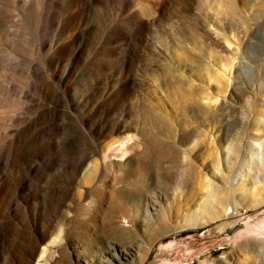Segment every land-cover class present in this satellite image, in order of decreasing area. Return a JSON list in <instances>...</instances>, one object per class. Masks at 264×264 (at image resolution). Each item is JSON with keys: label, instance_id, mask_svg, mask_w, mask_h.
Segmentation results:
<instances>
[{"label": "bare ground", "instance_id": "1", "mask_svg": "<svg viewBox=\"0 0 264 264\" xmlns=\"http://www.w3.org/2000/svg\"><path fill=\"white\" fill-rule=\"evenodd\" d=\"M51 1L23 0L18 1L16 6L24 17L30 22H35L38 18L46 15L50 6L48 2L51 3ZM78 1L84 5V8L78 10L72 19L70 26L74 30L67 39L62 37V19L59 13L55 12L50 19L51 30L46 35L37 30L34 39L26 43L16 42L17 45L23 47L27 56L22 62L21 60L17 61L19 65H16L12 72H23L26 75V80L22 83V87L17 86L13 82L9 85L5 81V87L9 85L5 88V93L11 96L19 92L21 100L17 103L15 102L14 106L12 105L10 112L11 130L5 140V149L0 154V193L7 187H15L17 194H24L30 191L32 189L31 178L33 174L42 172L40 164L35 160L47 159L48 153L55 149L52 141L45 150H37V157H33L34 160L25 168L18 179V184H15L8 176V169L15 165L16 162L19 164L26 163V154L32 151L28 145L29 142L30 144H35L47 138L53 140L55 134L64 131L67 135L68 144L67 152L65 153L69 155H66V165L71 171L70 179L73 184L86 164V159L80 160L75 157L79 140L81 138L84 139L88 145L98 150L102 148V143L94 136V128L88 131L86 119L78 116V102L65 86L67 78L73 77L81 68H89L91 64L97 40V11L95 5L96 3L102 5L101 1L104 0ZM151 1H153L152 5H148V3L144 5L145 3H141L142 0H139V2L137 0H125L124 2L127 14L126 29L122 32L125 41L123 66L127 75L120 91L116 90L112 95L114 102H112L110 107L108 124L104 130L105 138L109 139L104 146L106 152L102 153L104 160L109 158L108 153L111 152H120L123 156H126L128 152L140 151L141 148L145 149L146 143L142 139V135L145 133L140 129L147 123L157 124L163 128H172L175 123L179 127H190V129L184 131L185 133L180 139H175L176 142H181V145H188L184 148L181 147L182 150L177 156L178 159L174 160L175 162L178 161L177 165L179 168L177 169L180 177L178 176L179 179L177 181L179 180V183H176L174 187L169 186L170 190L178 192L184 187V185H181L185 184L187 189L186 187L184 189L187 193L184 201L176 203L173 201L169 207L173 203L172 207L177 210L186 207L185 211L182 212V217L184 216L188 226L193 227L210 224L214 221L222 222L219 227L220 225L221 227L222 225L233 226L245 218L244 216L246 215L239 210H236V213L233 211L232 214L234 213V215L232 216L228 215L227 210L233 199H235L231 190L232 183L243 175V163L248 164L249 167L255 170H252L254 176L253 174L248 175L249 177L253 176V178H248V180L245 178V181L252 185V192L246 195L244 199L246 201L245 208L252 207L261 213L257 215L255 224H251L248 220L246 230L240 232L237 236L247 239L245 243L248 241V244L243 247L246 253L253 254L259 262H263L264 186L258 187L256 184L261 179L260 171L264 170V138H258L260 143L256 144L255 142L258 146L256 148L254 145H249L250 154L248 157H250V160L247 161V156L243 151L247 132L251 128L256 132L260 131L264 123V110L259 109L258 100L256 99L258 87L264 80L261 75L264 66V14L260 15V17L258 16L259 18H256V16L250 18L248 16L250 8L252 11V8L261 4L254 6V0ZM262 1L260 2L263 3ZM262 6L261 8L263 9L264 6ZM4 13H6L5 8H0V24L5 21ZM226 15L231 17L230 26L236 34L235 36L233 35L234 37H230L231 35L224 37L223 41L230 46L231 43L236 42L235 45L238 48L235 52H231L233 59L231 64H229L230 67L226 68L221 55L219 54L220 57L214 56L215 49H212L209 44L206 46L209 34L204 35L203 33L199 39H196V36L194 39L201 51L205 48H202L203 45L201 46V44L205 43L207 47L206 54H208L209 59L213 58L214 61L213 66L207 65L210 68L205 71L204 68H207V66L203 65L204 58L196 54L198 47H194L193 52L181 51L186 46L187 32L191 28L204 29L205 31L207 27L213 24L214 16L222 24ZM156 29H162L164 36H158V31H154ZM152 34H155L156 38ZM150 35L154 40L147 47L145 42ZM25 36L29 37V35ZM36 42L41 44L40 54L37 57L35 53ZM105 44L109 45L107 34L105 35ZM190 44L192 43L190 42ZM213 44L215 43L213 42ZM144 47L148 50L147 53L143 51ZM213 48L216 47L213 45ZM111 52L112 50H110ZM240 54L245 56L248 61L246 64L243 63L244 66H241V63L239 65L235 64ZM9 57L13 59L14 53L9 55ZM144 57L147 59L146 63H142L144 62ZM83 62L85 66L82 65ZM47 64L51 68V73L47 70ZM9 66L11 67V63H9ZM233 68L235 69L234 78H231L230 75L233 73ZM252 68L257 71V74H250L252 75L250 76L248 73ZM203 69L205 73H203ZM159 70L161 71L160 73ZM204 74L208 75V77L206 78ZM217 75L219 76L215 79ZM218 78L220 81H217ZM195 80H206L209 83L218 82V93L213 97L215 99L214 103L218 101L219 97H225L226 93L231 90V99L238 106L237 119L233 124L239 129V132L233 135L232 139L227 134L217 143L213 135L207 131L208 127L212 128L213 125L220 122L227 124L228 127H226L229 130L232 125L227 123L228 114L225 113L226 108L223 106L219 110L213 111L216 113L214 115H212V111H205L206 109L201 104L207 97V90L206 92L205 89L203 91L195 90ZM148 81H151L154 85L152 90L154 95L158 93L163 98V92L170 90L178 98L175 102L177 111L175 109V112L173 111L174 114H169L166 111L163 104L160 103V99L158 103H153L152 99H148L152 94L147 88ZM158 81L161 82L160 85L157 84ZM146 90L151 93L150 97H145ZM209 96L211 95L209 94ZM133 116L136 117L139 127L134 122ZM188 118H191L192 122ZM46 120L50 121L51 125L49 129L44 130L42 126ZM23 127L26 128L25 132L21 131ZM228 133L230 134V132ZM204 136L206 138L209 137L208 143L210 144L208 145L207 140L206 143L211 148L210 152L213 151V155L211 162H206L207 159L199 164L197 159L200 156L199 152L203 146ZM27 137H29V140ZM204 145L207 147L206 144ZM174 151L178 152V150ZM241 159H243L242 164ZM54 161V159L50 158L47 160L46 170L50 171L53 169L52 163ZM160 161L159 159L157 162L155 161L154 166L158 168ZM210 172H212L213 176H210ZM146 174H148V171L141 169L136 177L128 175V177L126 176L127 178H122V180L135 192H141L147 186L151 187L158 184L151 178L150 181L146 180L144 178L147 176ZM146 202L148 203L149 201L146 200ZM153 203V201L152 204L150 202V205H153ZM141 205L144 208L148 207L149 203L144 204V202H141ZM10 208L19 211L22 206L17 200H13ZM158 225V229L161 232L166 231L163 224L158 223ZM9 227V222L0 225V258L5 252ZM59 238L60 234L53 236L48 243L36 246L31 251L30 260L27 264H50L52 246L58 243ZM236 239L238 240V238ZM44 241L45 238L42 239L41 243ZM158 244L161 251H172L177 245L175 241L163 244L162 240Z\"/></svg>", "mask_w": 264, "mask_h": 264}, {"label": "rangeland", "instance_id": "2", "mask_svg": "<svg viewBox=\"0 0 264 264\" xmlns=\"http://www.w3.org/2000/svg\"><path fill=\"white\" fill-rule=\"evenodd\" d=\"M18 1L23 0H0V8L6 10L4 13L5 21L0 24V154L5 149V140L11 130L10 112L12 105L14 106L21 100L19 92L8 96L4 90L12 82L22 87V83L26 80V75L23 72H12V69L19 65L17 61L21 60L22 62L27 56L23 47L17 45L16 42L26 43L34 39L37 30L46 35L51 30L50 19L55 12H58L62 19V37L67 39L74 30L70 26L72 19L78 10L84 8V5L78 0H52L51 3L48 2L50 6L46 15L38 18L35 22H30L18 10L16 6ZM137 1L139 2V0ZM258 1L254 0V6L261 5L252 8V11L250 8L249 13L247 12L250 18L255 16L257 18L264 14V8H261L262 5L264 6V0ZM101 2L102 5L97 3L95 5L97 40L91 64L89 68H81L73 77L67 78L65 86L78 102V116L86 119L88 131L94 128V136L102 143V148L98 150L88 145L84 139L79 140L75 157L80 160L86 159V164L73 184L70 179L71 171L66 165V155L68 154L65 152H67L68 144L67 135L64 131L55 134L53 140L47 138L35 144L29 142L28 145L32 151L26 154V163L19 164L16 162L8 169V176L15 184H18V179L29 163L34 160L33 157H37V150H45L52 141L55 149L48 153L47 159L35 160L40 164L42 172L33 174L30 191L17 194L15 187H7L0 193V225L7 222L10 224L5 252L0 258V264H27L30 260L31 251L36 246L48 243L53 236L59 234L58 243L52 246L51 258L49 257L50 264H264V260L259 262L253 254L246 253L243 247L248 244V241L245 243L247 239L237 236L246 230L248 220L251 224H255L257 215L261 213L252 207L245 208V196L252 192V185L245 180L253 178L254 172L252 170L255 169L243 163V159H241V164H244L243 175L232 183L231 190L235 199L230 204L227 213L232 216L236 210H239L246 216L236 225H222V227L221 225L219 227V224H222L220 221L196 227L188 226L184 216L182 217V212L185 211L186 207L177 210L172 207L174 203L169 207L173 201L175 203L184 201L187 193L184 189L185 187L187 189L185 184L181 185L184 187L178 192H173L169 186L174 187L176 183H179V180L177 181L178 176L180 177L177 169L179 168L178 161L175 162L174 160L178 159L180 150L188 145H181V142H176L175 139H180L185 133L184 131L190 127H179L175 123L172 128H163L157 124L147 123L140 129L145 133L142 135V139L146 143L145 149L141 148L140 151L128 152L126 156L120 152H111L108 153L109 158L104 160L103 154L106 152L104 146L109 140L105 138L104 130L108 124L110 107L114 102L112 95L116 90L120 91L127 75L123 66L125 41L122 35L126 29L127 13L124 8L125 0H104ZM141 3H145L144 5L148 3L149 5L153 1L142 0ZM57 4L59 5L55 6ZM230 19L231 17L226 15L224 23L221 24L218 18L214 16L213 24L207 27L205 31L204 29L191 28L193 31L189 29L186 46L181 51L193 52L194 47H198L196 54L204 58L203 65L211 67L214 62L213 58L209 59L208 54H206V46L209 44L216 51L213 55L219 56L220 54L225 67L229 68L233 59L231 52H235L238 48L235 45L236 42L231 43L230 46L223 41L224 37L230 35V37H234L236 34L230 26L232 21ZM154 31H158V36H164L162 29ZM203 33L204 35L209 34V40L206 42V46L205 43L201 44V46L203 45L202 48L205 47L201 51L194 38L197 36L196 39H199ZM106 34L109 45L105 44ZM25 35H29V37ZM152 35L156 38L155 34ZM146 40L145 46L148 47L154 39L150 35ZM40 45V42L35 44L36 57L40 54ZM213 45L216 48H213ZM224 45L225 47H223ZM144 48L143 51L147 53L148 50L146 47ZM110 50H112L111 53ZM251 52L253 53V51ZM13 53L14 57L11 59L9 55H13ZM143 60L142 63L147 62L146 57ZM14 61L15 63H13ZM247 62L245 56L240 54L235 64L241 63V66H244ZM9 63H11V67ZM82 65L85 66L84 62ZM188 65L190 66V64ZM209 66L204 68L205 71L210 68ZM204 69L203 73H205ZM47 70L51 73L48 64ZM234 70L233 68L231 78H234ZM248 74L254 75L257 74V71L252 68ZM204 75L206 78L208 77V75ZM261 75L264 78V66ZM54 78L56 79V77ZM5 81L9 83L7 87H5ZM196 81L195 90L203 91L205 89V92L207 90V97L201 104L206 109L205 111H212V115H214L216 113L213 111H217L223 106L226 108L225 113L228 114L227 123L232 125L229 130L227 124L220 122L213 125L212 128L208 127L207 131L213 135L217 143L227 134L232 139V136L236 135L239 129L233 124L237 119L238 106L231 99V90L226 93L225 97H219L218 101L214 103L213 97L218 93L219 84L217 81L220 79L218 78L216 83H209L206 80ZM157 84L160 85L161 82L158 81ZM147 88L152 93L154 85L151 81H148ZM149 91H145L146 98L150 97ZM152 94L148 99H152L153 103H158L160 99V103L163 104L169 114H174L175 109L177 111L175 102L178 98L172 91L163 92V98L158 93L153 94L154 97ZM256 99L259 109L264 110V80L258 87ZM188 119L192 122L191 118ZM133 120L139 127L136 117L133 116ZM50 125L51 122L46 120L42 128L47 130ZM25 130V127L21 128V131L25 132ZM27 138L29 140V137ZM205 138L206 136L203 137V150L201 147L200 156L197 159L199 164L207 159L206 162L208 163L212 160L213 151L210 152L211 148L208 146L210 144L208 143L209 137ZM258 138H264V123L260 131L256 132L251 128L246 134L243 151L247 156V161L250 160L248 157L250 146L254 145L256 148V144L260 143ZM174 150H178V152ZM49 158L55 160L52 163L53 169L50 171L46 170ZM158 159L162 162L160 161L157 168L154 166V162H157ZM144 167L148 171L144 178L148 181L153 179L159 185L147 186L144 188L145 190L135 192L123 183L122 178L128 177V175L136 177L141 169L145 170ZM263 171V169L260 171L261 179L256 184L258 187L264 186ZM252 174L253 176H248ZM210 176H213L212 172H210ZM13 200H17L21 204V210L10 208ZM146 200L149 201V205L143 208L141 202L148 204ZM152 201L155 204L150 205ZM158 223L163 224L166 231L161 232L158 229ZM121 226L123 227L121 228ZM44 238L45 241L41 243ZM160 240L163 244L175 241L177 245L172 251H161L160 245H157Z\"/></svg>", "mask_w": 264, "mask_h": 264}]
</instances>
